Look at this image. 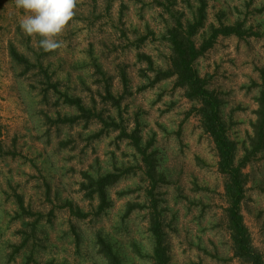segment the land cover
<instances>
[{"label": "rangeland", "instance_id": "obj_1", "mask_svg": "<svg viewBox=\"0 0 264 264\" xmlns=\"http://www.w3.org/2000/svg\"><path fill=\"white\" fill-rule=\"evenodd\" d=\"M205 26L244 24L250 36L220 37L196 62L222 101L228 135L243 156L264 87V0H206ZM198 0H76L74 17L44 51L40 37L20 22L28 13L0 0V264H105L97 237L108 240L124 264H153L149 182L141 157L120 130L138 129L156 153L163 182L155 190L164 220L169 264H241L233 257L225 209L224 176L211 139L172 80L148 87L149 56L166 69L163 35L174 20L191 21ZM142 40V42H141ZM24 60L16 62L11 52ZM126 77L127 88L123 85ZM118 105L105 100V89ZM80 99L95 116L79 115L63 97ZM114 122L118 130L101 123ZM133 169L108 190L109 209L97 216L85 199L84 174ZM242 216L264 261V152L248 165ZM129 204L140 205L125 216ZM147 205V206H146ZM88 216L79 219L70 208Z\"/></svg>", "mask_w": 264, "mask_h": 264}, {"label": "trees", "instance_id": "obj_2", "mask_svg": "<svg viewBox=\"0 0 264 264\" xmlns=\"http://www.w3.org/2000/svg\"><path fill=\"white\" fill-rule=\"evenodd\" d=\"M198 3V8L191 21L182 23L178 19L174 20L173 25L163 35V40L170 50L166 69L155 68L149 56L139 54L138 57L140 61L146 63V70L153 74L151 78L147 77L148 87L172 80L173 88L180 90L184 98L192 105L186 117L194 114L199 120L200 129L212 141L218 160V171L224 176V190L228 204L225 209V217L227 230L230 232L232 241L233 257L241 264H264L261 253L253 245L242 216V204L249 181V174L245 172V169L264 152V87L255 100L256 110L253 112L255 119L250 122L251 134L248 136V146L244 148L243 156L238 158L237 143L230 139L228 125L222 116L220 96L211 89L209 77H201L196 69V62L214 46L218 38L236 37L243 39L250 36V30H245L244 24L240 22L228 26L221 23L217 27L211 25L208 34L201 38L200 43H197L196 37L205 26L207 8L206 0H198ZM11 56L16 62H24L14 50L11 52ZM121 78H123L124 87L127 88L126 77ZM63 100L68 106L75 107L79 115L58 119V123L75 124L82 119L95 116L82 106L80 99L64 96ZM105 100L118 105V100L111 94L109 87L105 89ZM97 118L102 124L115 130L119 129V126L114 122L111 121L108 124L107 122L104 123L101 117ZM118 138L130 140L131 146L141 157L144 175L149 182V188L146 189L149 203L146 206L149 210V232L154 239L151 257L153 264H169V247L166 242L164 220L159 210V194L155 193L158 185L163 182V175L157 170L156 153L153 151L148 152L151 148L150 142L142 146V138L138 129L130 133L121 129ZM131 172H133V169L115 167L112 171L97 177L84 174L85 181L82 183L81 189L84 192L85 199L96 201L95 214L97 216L104 213L111 206L108 190L130 175ZM73 208H70L71 213L79 219L88 216ZM137 208H141L140 205L129 204L125 216H128ZM96 245L98 254L103 257L105 264H124L120 255L114 251L108 240L98 236Z\"/></svg>", "mask_w": 264, "mask_h": 264}, {"label": "clouds", "instance_id": "obj_3", "mask_svg": "<svg viewBox=\"0 0 264 264\" xmlns=\"http://www.w3.org/2000/svg\"><path fill=\"white\" fill-rule=\"evenodd\" d=\"M16 5L28 13L20 22L21 29L30 36L40 37L44 51L61 47L56 37L73 19L76 0H16Z\"/></svg>", "mask_w": 264, "mask_h": 264}]
</instances>
